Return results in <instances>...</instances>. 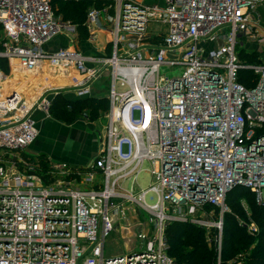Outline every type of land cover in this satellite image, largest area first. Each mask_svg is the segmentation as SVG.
I'll return each instance as SVG.
<instances>
[{"label": "built area", "instance_id": "2783aa9c", "mask_svg": "<svg viewBox=\"0 0 264 264\" xmlns=\"http://www.w3.org/2000/svg\"><path fill=\"white\" fill-rule=\"evenodd\" d=\"M0 24V58L66 81L31 104L0 89V264H176L169 224L216 228L221 254L228 194L245 187L264 208V0H112L85 23L89 39L109 36L104 55L80 52L77 25L56 17L52 0H0ZM57 33L69 45L48 50ZM244 69L255 77L248 87ZM104 76L109 109L92 162L30 154L44 94L86 98ZM115 231L124 252L107 255Z\"/></svg>", "mask_w": 264, "mask_h": 264}, {"label": "trees", "instance_id": "16d2710c", "mask_svg": "<svg viewBox=\"0 0 264 264\" xmlns=\"http://www.w3.org/2000/svg\"><path fill=\"white\" fill-rule=\"evenodd\" d=\"M52 2L57 14L65 21L77 25L80 39L83 41L89 38L85 24L89 7L94 4L103 9L102 7L111 4L112 0H53ZM242 57L251 62L257 60L256 53H246ZM7 62V58H0L1 67L4 68ZM252 78L255 77L251 71L241 70L239 81L243 85L250 86ZM56 109L59 110L56 116L64 120L70 121L79 116L96 119L94 116L98 112L100 116L106 114L109 100L96 95L78 99L63 98V95H59L49 112L52 115L56 114ZM34 156L44 163L49 161L44 153ZM242 199H246V207L241 203ZM226 203L229 210L224 215L221 254L217 248V240L213 237L208 240L205 231L199 226L186 222H174L168 225L169 253L175 258L176 264H226L232 259L235 261L238 254L244 256L242 264H264V208L259 207L253 194L242 186L234 188L228 194ZM237 216L245 219L246 223L240 224ZM251 221L257 224L258 232L251 233L248 230L247 225Z\"/></svg>", "mask_w": 264, "mask_h": 264}, {"label": "crops", "instance_id": "0c3cea01", "mask_svg": "<svg viewBox=\"0 0 264 264\" xmlns=\"http://www.w3.org/2000/svg\"><path fill=\"white\" fill-rule=\"evenodd\" d=\"M148 1L163 4V0ZM98 32V38L105 36V43L108 42L109 36L105 35L103 31ZM102 48L103 45L99 49ZM50 79L53 78L49 77ZM54 79L57 80V78ZM9 81L11 85H8ZM57 81L66 82L62 78ZM34 82V77H10L1 88L2 94L4 96L9 90L16 88L20 91H26ZM69 92L76 96L74 92ZM74 99H78V97L76 96ZM32 118L36 122L39 133L28 147L30 154L44 153L54 162H67L79 167L91 163L97 156L99 146L96 139V131H98L96 123H91L88 119L81 118L73 124L64 125L59 121L50 119L48 112L39 109L33 111Z\"/></svg>", "mask_w": 264, "mask_h": 264}, {"label": "rangeland", "instance_id": "374dc122", "mask_svg": "<svg viewBox=\"0 0 264 264\" xmlns=\"http://www.w3.org/2000/svg\"><path fill=\"white\" fill-rule=\"evenodd\" d=\"M52 6H53V2H52ZM92 7L100 8V7L94 6V4H92V6L89 7L87 12ZM106 7H107V4H105L102 8L105 9ZM53 10H54V13H55L56 17H61L62 18L61 15L56 13L54 6H53ZM62 20H64V19L62 18ZM87 33H88V35L90 34L88 28H87ZM4 34L5 33L3 32L2 28H1V30H0V44H1V41L3 40ZM105 39H106V37L103 36V37L95 39V40L84 39L82 41L80 39V36H79V41L76 44V46L79 48V50H80V52L82 54L104 55L103 52H100L101 50L99 48H100V46H102L105 43V41H106ZM66 45H69L68 37L65 34H63V33H57L51 38V40L47 41V43L45 45V48L50 50V49H55V48H58L60 46L62 47V46H66ZM2 70H3L4 75H5L4 77H8V76H9L8 78L14 77V76H12L13 72L15 71L14 61L8 60L7 64H5L4 68L2 67ZM181 70H182V67L164 66V67H162L161 72H162V74H168L169 76H174V75L179 74L181 72ZM47 72H50L49 68L47 69ZM15 78H17V77H15ZM35 78H38V77H35ZM8 85H11L10 81H9ZM31 85L33 86V84H31ZM63 85H64V83H63ZM109 86H110L109 85V77L108 76H104L103 79H101L98 83L94 84V88H95L94 95L99 96V97H106L108 99L107 95H108V91H109ZM49 87H51V84H50ZM69 91L70 90L67 89V88H61V89L58 90V94H54L53 92H50V91H48V92H46L44 94V98H47L49 100L48 115H49L50 119L55 120V121H59V122L63 123L64 125L73 124L74 122H76L77 120H79L81 118L88 119L89 122L97 124L96 127H98V129H97L98 131L103 130L104 127H105V124H106V117H105L106 114L100 116L99 112H98V114L96 116H94V117H96V119H89V118H86L85 116H79V117H75L72 120L68 121V120H64L62 118L60 119V118H58L59 116H56V115L59 114V113H56V112L59 111L58 109L55 110L56 114L52 115L51 112H49V110L52 107V105H53V103H54V101H55L57 96L63 95V98H68V99H74L76 97L75 95H73ZM62 117L63 118H69V117H65V116H62ZM96 139H97V131H96ZM142 167H143V172L140 174V176L138 178V183L141 186H144V185L148 184V170L150 169V163L146 161V162L143 163ZM241 203L244 204V207L247 206L246 199H242ZM228 210H229V207H228L227 211ZM237 219L239 220L240 224H245L246 223L245 219L241 218L240 216H237ZM247 221H250V220H247ZM195 225L199 226L201 229H203L205 231V236L207 237L208 240L211 239L212 237L215 239V237H217L219 235V233H218L216 228H213V227H211V228L210 227L209 228L208 227H202L201 225H197V224H195ZM223 227H224V224H223ZM222 235H223V232H222ZM120 236H121L120 232L115 231L112 234V236H110V238L107 239L106 251H105V253L107 255L116 254L117 252H124V249H123L124 244L121 241ZM238 255H237V257L235 256L236 259L240 258V256H242L240 254H238ZM231 261H227L226 264H232L233 261L232 262Z\"/></svg>", "mask_w": 264, "mask_h": 264}, {"label": "bare ground", "instance_id": "6f19581e", "mask_svg": "<svg viewBox=\"0 0 264 264\" xmlns=\"http://www.w3.org/2000/svg\"><path fill=\"white\" fill-rule=\"evenodd\" d=\"M14 64H15V71L13 72L14 77H34L35 82L33 83V86H29V88L26 91H20L17 88L16 89H12V90H18L21 95L26 99V102L28 104H31L32 100L37 98V96L40 95V93L47 87L50 86H59L60 84H62V81H57L56 79H50V80H46L44 75H37V74H32V73H28V72H24L19 68V65L17 63L16 60H13ZM9 77V76H8ZM8 77H4L0 80V88L3 87V85L5 84V82L7 81ZM38 77V78H35ZM50 78H52V76H50ZM11 90H9L7 93H9ZM3 95V94H2Z\"/></svg>", "mask_w": 264, "mask_h": 264}, {"label": "water", "instance_id": "95a60500", "mask_svg": "<svg viewBox=\"0 0 264 264\" xmlns=\"http://www.w3.org/2000/svg\"><path fill=\"white\" fill-rule=\"evenodd\" d=\"M16 92H17V90H11V91L9 92V94H10V96H13Z\"/></svg>", "mask_w": 264, "mask_h": 264}]
</instances>
